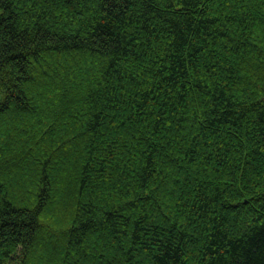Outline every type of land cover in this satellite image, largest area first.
<instances>
[{
  "label": "trees",
  "instance_id": "trees-1",
  "mask_svg": "<svg viewBox=\"0 0 264 264\" xmlns=\"http://www.w3.org/2000/svg\"><path fill=\"white\" fill-rule=\"evenodd\" d=\"M0 264H264V0H0Z\"/></svg>",
  "mask_w": 264,
  "mask_h": 264
}]
</instances>
